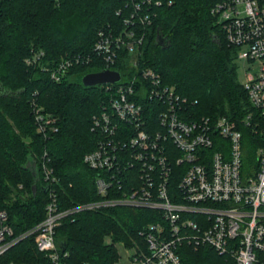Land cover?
<instances>
[{
	"label": "trees",
	"instance_id": "16d2710c",
	"mask_svg": "<svg viewBox=\"0 0 264 264\" xmlns=\"http://www.w3.org/2000/svg\"><path fill=\"white\" fill-rule=\"evenodd\" d=\"M136 1L144 2L138 12H148L150 21L132 27L141 43L133 53L119 49L110 67L120 72L122 82L149 68L195 116H227L239 123L250 115V126L260 121L238 80L236 49L210 13L216 0H0V208L16 234L44 218L50 191L59 210L99 198L96 171L83 162V155L107 140L94 118L104 106L110 111L111 94L101 85H83L82 76L103 69L93 50L98 31L119 33ZM39 51L38 61L28 64L26 59ZM76 56L91 60L73 61L59 80L51 78L63 59ZM32 101L53 120L46 135L37 129ZM146 103L155 121L163 106L154 99ZM239 127L247 158H252L253 143H263V136ZM44 168L51 172L49 183ZM137 171L136 164L127 171L125 188L137 184ZM160 216L146 207L72 211L56 228V245L67 252V264H113L118 242L146 251L139 232L149 224H163L157 221ZM178 252L183 264H235L230 255L207 245L184 241ZM41 257L28 237L3 259L38 262Z\"/></svg>",
	"mask_w": 264,
	"mask_h": 264
},
{
	"label": "built area",
	"instance_id": "2783aa9c",
	"mask_svg": "<svg viewBox=\"0 0 264 264\" xmlns=\"http://www.w3.org/2000/svg\"><path fill=\"white\" fill-rule=\"evenodd\" d=\"M143 3L134 2V11L124 18L119 33L98 31L93 50L101 56L103 69H110L119 49L133 53L141 43L142 36L137 37L132 27L150 21L148 12H138ZM210 13L236 49L237 59L253 64L250 69L255 71L245 68L242 85L260 121L250 126V115L239 123L227 116H195L149 68L123 82L121 77L100 84L111 94L110 111L104 106L94 123L107 140L83 155V162L96 171L99 198L59 210L50 191L44 218L17 234L0 208V264L7 251L28 237H33L42 257L38 262L8 264H67V252L55 241L61 219L72 211L108 206L146 207L161 214L157 221L163 224L152 223L139 232L147 248L134 249V264H183L178 248L184 241L226 253L235 264H264V141L253 143V157L248 159L239 127H250L264 139V0H216ZM42 55L43 51L35 52L26 62L35 63ZM90 60L65 58L50 76L59 80L73 61ZM132 65L137 66L135 59ZM151 99L163 106L155 121L146 108ZM32 108L38 131L46 135L52 118L34 101ZM134 164L137 184L125 188L127 171ZM43 172L44 180L51 182L50 170Z\"/></svg>",
	"mask_w": 264,
	"mask_h": 264
},
{
	"label": "rangeland",
	"instance_id": "374dc122",
	"mask_svg": "<svg viewBox=\"0 0 264 264\" xmlns=\"http://www.w3.org/2000/svg\"><path fill=\"white\" fill-rule=\"evenodd\" d=\"M253 67V64L249 63L248 61H245L243 59H237V77L238 80L242 83L247 77L245 75V68H249V70H251V72L255 71L254 69H250ZM29 166L32 168L33 171H35L33 162H30ZM105 242L109 243L110 242V238L106 237L105 238ZM117 252H118V259L116 261H114L113 264H134L133 262V258L131 257L132 254L134 253V249L133 248H129L127 246H125L123 243H116L115 244ZM12 261V260H11ZM10 261H6V260H2L1 263L2 264H8ZM15 262V261H13ZM23 262V261H20ZM28 262V261H26Z\"/></svg>",
	"mask_w": 264,
	"mask_h": 264
},
{
	"label": "water",
	"instance_id": "95a60500",
	"mask_svg": "<svg viewBox=\"0 0 264 264\" xmlns=\"http://www.w3.org/2000/svg\"><path fill=\"white\" fill-rule=\"evenodd\" d=\"M121 74L117 70L102 69L99 71L88 72L82 76V83L85 86H96L105 83H114L119 81Z\"/></svg>",
	"mask_w": 264,
	"mask_h": 264
}]
</instances>
